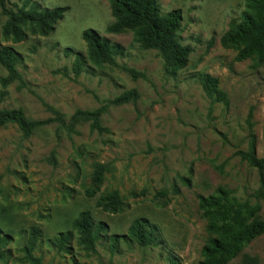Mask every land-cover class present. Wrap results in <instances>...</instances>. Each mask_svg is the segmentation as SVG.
Listing matches in <instances>:
<instances>
[{
	"label": "rangeland",
	"instance_id": "obj_1",
	"mask_svg": "<svg viewBox=\"0 0 264 264\" xmlns=\"http://www.w3.org/2000/svg\"><path fill=\"white\" fill-rule=\"evenodd\" d=\"M5 1L14 10L38 3L64 15L49 36L24 26L17 42L2 33L7 16L0 7V48L17 52L24 81L4 86L8 73L0 64V108L41 121L54 117L49 107L70 118L108 106L101 133L83 123L69 136L52 124L26 138L15 123L0 126V234L8 237L7 264H30L22 250L32 229L39 233L34 256L42 264H198L214 237L199 198L219 188L264 220L258 170L242 156L253 134L264 158V64L237 61V51L220 44L231 19L246 11V0H157L162 12L181 11L178 41L192 49L186 68L171 71L157 50L140 47L133 31L107 32L114 23L108 0ZM88 29L122 48L118 66L91 63L82 36ZM202 74L218 80L224 98L207 94ZM133 90L135 102L110 104ZM95 163L109 168L100 185L92 182ZM112 193L121 202L114 213L98 205ZM81 213L106 225L93 248L73 228ZM140 218L157 226L155 243L141 246L130 238ZM61 235L68 237L65 247L54 244ZM243 253L264 264V237Z\"/></svg>",
	"mask_w": 264,
	"mask_h": 264
},
{
	"label": "trees",
	"instance_id": "obj_2",
	"mask_svg": "<svg viewBox=\"0 0 264 264\" xmlns=\"http://www.w3.org/2000/svg\"><path fill=\"white\" fill-rule=\"evenodd\" d=\"M108 2L114 23L107 28V32L122 34L133 31L135 41L141 48L159 52L167 71L186 68L192 49L178 41L177 33L182 22L181 11L162 12L157 5V0H108ZM0 7L7 16L2 33L5 38L12 37L17 42L24 39V26L32 27V31L40 36H49L64 15L61 8L42 9L38 3L14 10L7 6L5 0H0ZM82 36L87 44L91 63L96 66H118L116 57L123 52L119 45L102 38L92 29L85 30ZM220 44L224 48H234L237 51V61L255 59L258 65L264 64V0H246V11L239 18L231 19L228 31L221 37ZM19 61L20 57L13 48L9 46L0 48V64L8 73L7 77L1 79L4 86L15 81L24 84L23 77L18 70ZM76 66L77 71H80V59ZM124 69L131 75L138 74L134 69ZM201 80L210 97L217 95L219 98H224L218 89L217 79L202 74ZM1 99L0 94V103ZM137 99L138 94L133 90L124 93L110 104L123 105L135 102ZM49 109L54 117L40 121L29 119L21 109L4 110L0 108V126L15 123L26 138L52 124H57V130L69 136L76 134L77 128L83 123H90L92 131L101 133L106 130L101 122L103 115L108 111V106L94 111L78 110L70 118H66L51 107ZM256 148V137L251 134L249 150L243 152L242 156L251 167L258 170L261 187L257 194L264 197V158L258 157ZM93 168L92 182L100 185L108 172V165L95 163ZM199 199L200 208L208 221V231L214 237L210 238L205 245L202 251L203 259L198 264H229L240 255H242V264H261L257 256L243 252L256 239L264 237V220L253 218L247 206L243 209L236 198L231 197V192L226 189L219 188L215 195L201 196ZM98 205L105 211L114 213L119 211L121 202L119 196L112 193L100 199ZM73 228L78 231L81 241L89 248H93L96 240L106 231V225L95 223L88 213H81L74 220ZM157 232L156 225L147 219L140 218L134 221L130 238L141 246H147L156 242ZM38 237V230L32 229L29 243L22 250L25 262L42 264L41 259L34 256ZM115 238L114 243H117ZM67 240V235H61L54 239V244L65 247ZM7 243L8 237L0 234V264H7L11 256L5 251Z\"/></svg>",
	"mask_w": 264,
	"mask_h": 264
}]
</instances>
